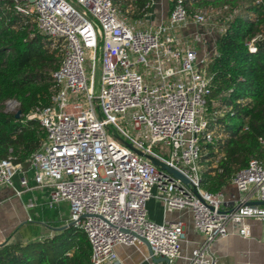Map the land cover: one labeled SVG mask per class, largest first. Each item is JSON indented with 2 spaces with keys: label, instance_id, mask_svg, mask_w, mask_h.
Returning <instances> with one entry per match:
<instances>
[{
  "label": "built area",
  "instance_id": "obj_1",
  "mask_svg": "<svg viewBox=\"0 0 264 264\" xmlns=\"http://www.w3.org/2000/svg\"><path fill=\"white\" fill-rule=\"evenodd\" d=\"M14 1L22 14H34L40 34L61 41L63 59L51 73L57 91L50 104L26 116L38 122L45 138L22 164L11 156L0 158V187H12L17 195L45 189L50 204L68 203L69 224L85 233L91 264L112 262L116 244L136 245L142 239L155 257L171 263L181 257L184 222L150 220V198L165 212L191 213L193 228L204 240L186 257L188 264H219L209 244L227 236L229 224L248 237V219L264 223V164L259 160L249 159L232 176L238 191L232 201L201 187L200 140L214 138L205 111L211 76L204 74L214 53L199 60L191 35L179 29L193 23L215 47L224 27L217 29L213 20L226 5L189 14L184 0H170L167 18L150 27L131 21L114 0ZM260 38L256 34L247 42L251 52ZM11 104L17 108L9 100L6 109ZM259 142L264 145L262 137ZM16 175L22 189L14 187Z\"/></svg>",
  "mask_w": 264,
  "mask_h": 264
},
{
  "label": "trees",
  "instance_id": "obj_2",
  "mask_svg": "<svg viewBox=\"0 0 264 264\" xmlns=\"http://www.w3.org/2000/svg\"><path fill=\"white\" fill-rule=\"evenodd\" d=\"M150 2L114 0L131 21L143 20ZM239 2L184 0L189 14L227 6L224 29L207 62L211 80L205 111L214 138L200 140V164L201 187L210 193L221 191L249 159L264 164V145L259 142L264 139V0H248L247 16L240 13ZM16 5L0 0V158L11 156L22 164L45 138L38 122L26 116L36 106L50 104L57 91L51 73L62 62L63 47L61 41L40 34L34 14H22ZM256 34L261 38L251 52L247 42ZM9 100L18 103V117L6 110ZM90 252L85 233L69 225L50 237L0 245V264H91Z\"/></svg>",
  "mask_w": 264,
  "mask_h": 264
},
{
  "label": "crops",
  "instance_id": "obj_3",
  "mask_svg": "<svg viewBox=\"0 0 264 264\" xmlns=\"http://www.w3.org/2000/svg\"><path fill=\"white\" fill-rule=\"evenodd\" d=\"M170 5V0H151L149 10L142 20L143 24L150 27L158 25L167 18ZM202 30L204 29L193 23L179 29L180 34L191 35L196 39L194 45L199 60L215 53L214 43L200 34ZM13 181L16 189L23 188L19 184L18 175L14 176ZM32 184L30 179L29 185ZM221 193L225 201H232L238 197V191L232 182L228 183ZM62 203L50 204L45 189H27L17 195L12 187H0V245L50 237L61 231L58 230L61 227H68L69 223L63 222L60 214L56 213L64 204H68ZM146 210L148 218L157 223L165 218L184 222V236L180 241L181 257L171 264H188L186 257L204 240V236L193 228L191 213L186 209L165 212L160 201L155 198H150L146 202ZM65 219L69 221V205L68 218ZM247 224L250 228L248 237L239 235L237 227L229 224L227 236L217 237L210 242L209 252L217 257L219 264H264V223L248 219ZM114 251L117 258L105 264H167L164 261L152 260L149 247L144 242L136 245L119 243L114 246Z\"/></svg>",
  "mask_w": 264,
  "mask_h": 264
},
{
  "label": "rangeland",
  "instance_id": "obj_4",
  "mask_svg": "<svg viewBox=\"0 0 264 264\" xmlns=\"http://www.w3.org/2000/svg\"><path fill=\"white\" fill-rule=\"evenodd\" d=\"M248 0H240L239 2V7L238 9L240 10V13L243 14L244 16H247V13L246 11H244V6L247 4ZM204 9V8H203ZM204 10H210V9H204ZM225 20L224 18V14L221 16V17H217L213 20V24L215 25V27L218 29L219 27H224V23L223 21ZM204 27V26H203ZM206 27V26H205ZM197 29V28H196ZM218 33V32H215V34ZM180 34V33H179ZM192 43H194V41L196 40L194 38V36H191L190 39H189ZM207 61L208 59L206 60V68H205V72L204 74L206 76H210V73L208 72L207 70ZM85 66V69L86 71L89 72V69L87 68V63L84 64ZM96 83L98 82V79H99V72L97 71L96 73ZM8 111H15L16 110V107L14 104H11L9 106H7V109ZM63 204V203H62ZM58 209V208H57ZM56 213L60 214L61 218L63 219V222H68L70 223L69 221H65L66 219L65 218H68V204H64L63 208H59Z\"/></svg>",
  "mask_w": 264,
  "mask_h": 264
},
{
  "label": "water",
  "instance_id": "obj_5",
  "mask_svg": "<svg viewBox=\"0 0 264 264\" xmlns=\"http://www.w3.org/2000/svg\"><path fill=\"white\" fill-rule=\"evenodd\" d=\"M34 0H29V3H33ZM20 115L19 111L17 110L16 113H15V116L18 117ZM139 154H141L140 152H138ZM154 165L158 166L159 168L167 171L168 173H170L171 175H173L174 177L180 179L181 181L183 182H186L187 179L180 173L178 172L176 169L170 167L169 165L165 164L164 162L160 161L159 159H157L156 157H153L151 155H145ZM261 204H264V201H261L260 202ZM69 225H72V224H69ZM63 228L65 227H61L60 229L58 230H62ZM67 228V227H66ZM142 242H144L148 247V243L142 239ZM149 254H150V257L152 260H154L155 262H160V261H164L166 262L167 264H171L170 262V259L165 257V256H158V257H155L152 255V252L150 250V247H149Z\"/></svg>",
  "mask_w": 264,
  "mask_h": 264
}]
</instances>
